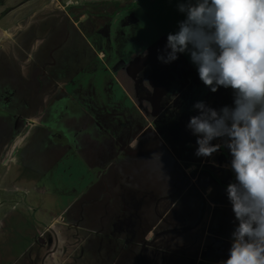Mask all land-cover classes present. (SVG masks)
<instances>
[{"label": "rangeland", "instance_id": "obj_1", "mask_svg": "<svg viewBox=\"0 0 264 264\" xmlns=\"http://www.w3.org/2000/svg\"><path fill=\"white\" fill-rule=\"evenodd\" d=\"M176 6V0H0V264H216V258H227V241L219 246V239L205 235L203 245H190V238H202L204 229L231 238L236 220L226 187L234 173L227 148L211 157L190 152L182 157L160 142L153 123L126 143L128 133L121 130L138 131L144 119L138 113L143 103L135 97L132 105L114 109L122 114L108 115L107 134H89L94 124L89 120L101 115L108 98L117 97L110 71L132 85L136 77L128 78L122 68L135 53L148 49L157 54L163 48L166 41L155 36L167 40L178 29L183 14L175 16ZM103 62L111 69L99 70ZM194 98L192 89L182 107L169 106L168 120V113L163 115L174 134L179 123L186 129L187 116L196 111L198 88ZM83 103L90 113L78 118L73 111ZM80 122L88 135L76 145L73 135L79 131L82 136ZM209 168L224 180V187L211 181L210 193L203 191L208 180L202 181L201 171ZM193 175L198 187L190 185ZM95 194L101 195L96 206L137 209L138 216L126 214L136 216L131 238L117 236L105 221L96 227L85 224L86 212L78 214L81 225L64 221L66 206L77 196ZM36 214L42 224L50 220L54 233L39 242L27 236L36 234L30 220ZM178 225H192L195 232ZM66 227L72 236L56 245V235ZM197 254L201 259L193 262Z\"/></svg>", "mask_w": 264, "mask_h": 264}, {"label": "clouds", "instance_id": "obj_2", "mask_svg": "<svg viewBox=\"0 0 264 264\" xmlns=\"http://www.w3.org/2000/svg\"><path fill=\"white\" fill-rule=\"evenodd\" d=\"M176 3L183 19L157 59L170 63L187 53L206 87L233 92L231 106L195 102L198 114L186 125L196 136L197 157H211L221 147L231 156L234 180L226 192L236 224L221 264H264V0ZM158 160L162 172L159 154Z\"/></svg>", "mask_w": 264, "mask_h": 264}, {"label": "flooded vegetation", "instance_id": "obj_3", "mask_svg": "<svg viewBox=\"0 0 264 264\" xmlns=\"http://www.w3.org/2000/svg\"><path fill=\"white\" fill-rule=\"evenodd\" d=\"M158 40L163 39L159 38ZM164 46L162 49H158L157 54L155 53V50L151 51L148 49H145L140 53H135L130 59L131 62L128 60L127 65L122 68L124 71H126V74L128 73V76L136 77L134 83L131 86L136 91V101H138L140 104L141 102L143 103V109L138 113L140 114V119H144L138 124L139 129L136 133L142 131L143 127L146 125H150L152 123L153 125L157 124L160 127L158 131L165 136L161 140L160 135L155 134L160 142L165 143V145L167 143L172 145L177 153H182L183 157H186L189 152V155L193 157L195 156V150L197 148L196 136H194L187 127L186 129H181L180 125L182 123H179L178 134H174V132L171 130V127H169V125H167L165 121L162 120L163 115L168 113L166 116V120H168V118L171 117L168 111L169 106L174 103H176L175 106H181V102H188V99L191 97L192 89L195 90L194 100H197L198 88L201 96L200 101H204L208 106L216 109H219L225 105L231 106L233 104V92L231 88L224 87H218L216 92H212L210 88L206 87L199 79L197 69H194L193 67L191 68L190 65L184 61L185 59L183 57L182 59L179 58L181 61L176 59L170 63L161 62L157 59V56L158 54H162ZM95 51L96 50L94 48L93 52ZM145 51L147 52L146 56L142 55V53ZM133 58L135 59L133 60ZM123 65L124 64L121 66ZM121 79L123 80H118L116 85L118 86L121 84L122 87L127 86V81H125L124 77H121ZM201 86H203V92ZM118 89L122 90L120 86ZM115 98L112 100L108 98L107 102L105 103L106 107L104 106V108L101 109V115L98 114L99 117H96L94 121L95 124H97L96 127L99 129L97 131L98 136L108 133V130L105 128L107 119L111 117L108 115L115 113L122 114V112L118 110L114 111L116 107L125 108L129 106L128 104L132 105L133 103V101L129 100L127 95H120L118 99ZM143 101H145V103ZM115 102H117L118 105H115ZM195 102L196 101H193V103ZM81 107L82 108L77 110L76 117L78 118L82 117L84 113L88 112V108L84 105V103L81 104ZM75 112L76 111H73V113ZM88 113H90V111ZM193 113L194 114H189L187 116L188 118L184 122L185 125L188 123L190 116L198 114V110ZM141 123L142 126H140ZM80 124L81 122L79 125ZM127 133L128 138L126 143L130 144V142L135 138L136 133L133 131L131 132V129H127L126 135ZM111 135L114 137L118 136L113 133H111ZM121 142L123 143L124 141L122 140ZM214 142L215 140L212 141V143ZM183 150H186L187 152H184Z\"/></svg>", "mask_w": 264, "mask_h": 264}, {"label": "trees", "instance_id": "obj_4", "mask_svg": "<svg viewBox=\"0 0 264 264\" xmlns=\"http://www.w3.org/2000/svg\"><path fill=\"white\" fill-rule=\"evenodd\" d=\"M98 44L97 42L93 41V47H97ZM76 108V107H75ZM76 116H77V112ZM73 113V114H75ZM88 123H94L93 124V129H90L89 134L95 138L98 136V128L96 127L97 124H95V122H93L92 120H89ZM81 127V125L79 126ZM82 129V127H81ZM121 130V129H120ZM134 132V129H131V132ZM82 132V136H79V131L78 133H75L73 135V139H76V145H78L79 141L88 135V129L84 130V128L81 130ZM137 132V129L135 130V133ZM83 133L85 135H83ZM120 133H124L126 135V131H122ZM115 135H118V133H115ZM73 144H75V141L73 142ZM101 195H93L91 198H87L86 197H81V195L77 196L76 200H74V203H69L66 207V210L64 212V214H66L67 216L62 217L64 219V221L66 222H71L74 224H79L81 225L82 221H83V217L80 216L78 217V214H85L84 212H86V218L89 222L85 223V224H89L91 227H96L99 226V223H101L100 221H105L106 223L110 224L113 228H114V234L117 233V236L124 238L125 236H127V238H131L132 236V232L134 234V227H130V223H132V220L137 222L134 218L137 215V213L135 214L134 211H132V209L129 208V205L123 206V207H113V206H96L98 198H100ZM81 197V199H79ZM98 197V198H97ZM93 199V202H90ZM86 200H88L89 202H86ZM109 207V208H108ZM74 208V209H73ZM113 209V210H112ZM134 212V213H133ZM132 213L136 216H134L133 218H130L129 216H127L126 214H130L132 216ZM71 214V215H69ZM75 215V216H73ZM50 220L44 221L43 224L40 221V218L37 220V225H39L38 227H40L38 229L39 232H41L42 234H47V232L50 233V236L54 235L53 232V227H51L49 224ZM70 223V225H71ZM65 224V223H64ZM66 225V224H65ZM68 225V224H67ZM75 229V228H73ZM130 229H133V231L131 232ZM70 228L68 229L67 227L65 229H60L59 233L56 235V240H55V244L58 245L62 240L63 242L66 240L65 237H69L72 236ZM64 232V234H63ZM131 232V233H130ZM124 233V234H122ZM37 234V232H36ZM124 235V236H123ZM64 236V237H63ZM63 237V238H62Z\"/></svg>", "mask_w": 264, "mask_h": 264}, {"label": "crops", "instance_id": "obj_5", "mask_svg": "<svg viewBox=\"0 0 264 264\" xmlns=\"http://www.w3.org/2000/svg\"><path fill=\"white\" fill-rule=\"evenodd\" d=\"M176 8H177V6H176ZM151 9V8H150ZM178 11H177V9L175 10V16H177L178 15ZM177 19H174V21H176ZM164 37V36H163ZM158 38H161V39H163L162 37H159V36H155V39H158ZM163 40H165V37H164V39ZM166 41V40H165ZM94 48L95 47H93V50H94ZM95 54L99 57V56H101L102 55V52H101V50H99V49H96L95 48ZM134 55V54H133ZM187 55V53H184V54H178V57H180L181 59H182V57L185 59V56ZM132 58V57H131ZM131 58H129L128 60H130ZM135 58H133V60H134ZM127 60V61H128ZM127 61H126V65H127ZM188 65H190V67L192 68H194V69H196V66L191 62V60L190 59H188V60H184ZM130 62H131V60H130ZM111 69V66H110V64H108L107 62L105 63V62H103V67L102 68H100L99 70H101V71H106V70H110ZM110 73L112 74L113 73V77H114V79H115V84H117L118 83V78H116L115 77V74H114V72L111 70L110 71ZM130 76H128V78H129ZM123 80V79H122ZM125 81H127V79L125 80ZM128 82H126V84H127ZM119 86H120V88L122 89V90H120V89H117L116 91H115V94H116V92H117V94H116V99H118L119 98V96L121 95V96H124V95H127V97L129 98V100L130 101H133V99H132V97H135V95H136V91L132 88V86L131 85H129V86H125V87H122L121 86V84H119L118 85V88H119ZM156 128V129H155ZM154 129H153V133L154 134H157V135H159V131H158V129H160V127H159V125H157L156 124V127H155ZM161 140H162V138H161ZM165 145V144H164ZM182 154V153H181ZM183 157V156H182ZM185 157V156H184ZM191 165V164H190ZM189 165V166H190ZM194 166V165H193ZM201 167V164H199L198 165V167ZM197 167V170H199L200 168H198ZM210 169V171L211 172H209V171H204V170H201V171H203L202 173H203V178H202V181L204 182V180L206 181V180H208L207 181V185H206V187L205 188H203V191L205 192H209L208 190H209V188L211 189V187H212V185H211V183L212 182H218V183H220V187H224V183H223V181L224 180H222V178H220V179H218L219 178V176L218 175H216V174H218L217 172H215V170H214V173L212 172V170L213 169H211V168H209ZM218 176V177H217ZM194 178V175L192 176V178H191V181H190V185L191 186H193V184L195 183V182H193V179ZM212 181V182H211ZM196 184V186H197V182L195 183ZM194 184V185H195ZM198 187V186H197ZM221 189L222 188H220V190L219 191H221ZM196 191H197V193H199V191H198V189H195ZM210 192H212V190L210 191ZM209 192V193H210ZM202 193V192H201ZM200 195H202V194H200ZM209 195V194H208ZM222 195L223 194H221V195H218V196H220V197H222ZM202 197H204L203 195H202ZM213 197H216V196H214V194H213ZM175 203V202H174ZM132 211H137V209H132ZM202 213H204V212H202ZM191 214H193V213H191ZM30 220H31V222L33 223V220H34V222H35V228L33 227V229L37 232V234H35V235H32V232H30V234H28L27 236H29L30 238H36V240L39 242V240L38 239H40L41 237L43 238V236H46V234H42L41 232H39L38 231V229L40 228V227H38L39 225H37V224H39V223H37V220H38V218H37V214L35 215V216H32V218H30ZM191 220V219H190ZM194 227V226H193ZM185 228H188V230L187 229H185ZM168 229H170V228H168ZM178 229H184L185 230V232L186 231H188L189 232V234H191L192 232H195V230H194V228H192V225H190L189 227H183L182 228V226L180 227V225H178ZM184 230L182 231V232H180V233H183L184 232ZM166 231V230H165ZM192 231V232H191ZM203 234H204V236L202 237V238H200V239H198V238H196V239H194L193 238V240H192V238H190V245H195V246H199L200 247V245H203L204 244V242H205V240H206V238L208 237V238H215V239H219V241L217 242L218 243V245L219 246H225L226 245V243H225V241H227L228 243V245L226 246V248H228V253H229V248H230V246H231V238L230 237H225V238H223V236H219L218 234H216V230H214V228L212 229V231H210V232H208V231H206L205 229H204V232H203ZM215 234H216V236H215ZM178 235H180V234H178ZM205 235H208L207 237L205 236ZM206 237V238H205ZM180 238H186L187 239V237H181L180 236ZM222 240H224V242H222ZM183 240L181 241V243H180V247H182V248H184L183 246ZM212 242V241H211ZM203 249H205V250H207V247H204ZM225 253L223 252V250H220V255H224ZM200 255H201V253H200ZM200 255L198 256V254L196 255V256H194L192 259V261L194 262L195 260L196 261H198L199 259H201L200 258ZM220 257V256H219ZM226 259V258H225ZM224 260V258H216L215 260H213L212 261V263H216V264H221V262Z\"/></svg>", "mask_w": 264, "mask_h": 264}]
</instances>
